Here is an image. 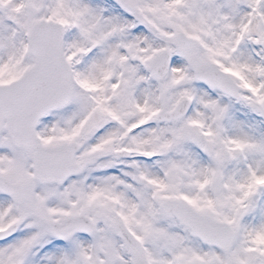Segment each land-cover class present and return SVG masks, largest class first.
<instances>
[{
    "label": "snow or ice",
    "instance_id": "6c2138e0",
    "mask_svg": "<svg viewBox=\"0 0 264 264\" xmlns=\"http://www.w3.org/2000/svg\"><path fill=\"white\" fill-rule=\"evenodd\" d=\"M0 264H264V0H0Z\"/></svg>",
    "mask_w": 264,
    "mask_h": 264
}]
</instances>
